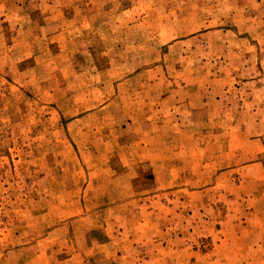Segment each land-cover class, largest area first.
I'll return each instance as SVG.
<instances>
[{"label": "rangeland", "instance_id": "rangeland-1", "mask_svg": "<svg viewBox=\"0 0 264 264\" xmlns=\"http://www.w3.org/2000/svg\"><path fill=\"white\" fill-rule=\"evenodd\" d=\"M0 264H264V0H0Z\"/></svg>", "mask_w": 264, "mask_h": 264}]
</instances>
